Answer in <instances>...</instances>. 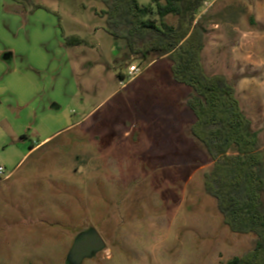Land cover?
Listing matches in <instances>:
<instances>
[{"label":"rangeland","instance_id":"374dc122","mask_svg":"<svg viewBox=\"0 0 264 264\" xmlns=\"http://www.w3.org/2000/svg\"><path fill=\"white\" fill-rule=\"evenodd\" d=\"M104 9L101 0H0V88L11 87L0 99V128L10 145L37 141L46 102L41 67H70L63 75L76 92L60 109L52 104L65 119L47 127L59 133L6 184L10 214L19 203L31 217L13 225L9 247L0 244V264H75L70 251L88 228L106 247L80 264H227L249 254L256 237L231 231L205 191L213 162L191 134V87L175 81L169 60L131 56L106 32ZM202 12L204 70L228 78L264 146V0H210ZM70 36L84 43L68 47ZM133 64L142 73L120 78ZM8 175L5 169L0 179ZM22 189L41 198L23 203Z\"/></svg>","mask_w":264,"mask_h":264},{"label":"trees","instance_id":"16d2710c","mask_svg":"<svg viewBox=\"0 0 264 264\" xmlns=\"http://www.w3.org/2000/svg\"><path fill=\"white\" fill-rule=\"evenodd\" d=\"M101 1L108 34L124 40L141 62L169 60L175 81L192 89L186 99L196 117L191 134L213 162L205 191L231 231L257 239L252 252L227 264H264V146L238 108L235 87L224 75L206 74L202 65L207 33L202 10L210 0H151L147 6L138 0ZM83 43L79 36L65 37L68 47Z\"/></svg>","mask_w":264,"mask_h":264},{"label":"crops","instance_id":"0c3cea01","mask_svg":"<svg viewBox=\"0 0 264 264\" xmlns=\"http://www.w3.org/2000/svg\"><path fill=\"white\" fill-rule=\"evenodd\" d=\"M8 54L9 56L5 60L12 59L13 53L10 52ZM159 60H163V59H159ZM69 68L70 67L66 68L65 70H61L62 68L60 67H41L40 68L42 77H45V80H42L41 84L38 83V90L40 91L39 93L43 91V93L45 94L46 102H44V108L41 111L42 114H40L41 126L39 129L35 130L39 134L36 142L31 141L32 144L29 147H28L29 142L10 145V139L8 137V133H6L4 130L0 128V154L1 153L4 154L2 156L4 164L0 166H3L6 170L9 171V175L7 177L0 179V244H3L4 247L6 248L9 247L8 232L12 231L13 225L18 226L19 228L23 227L25 223H29V220L31 217L28 211L25 210L24 206L19 203L16 204L18 205L17 206L18 213H16V215L10 214V211L8 209L10 208L9 200L12 197V195L8 193L6 184L11 183L9 181L12 180L14 174L19 170L21 165L25 163L24 159L26 158V156H28L29 154H33L39 151L40 149H42L43 147H45L47 144L52 142L54 140V137L59 133V131L52 129V127H47V126L50 124L52 125L53 122L54 123L57 121L63 122V119H65L63 117H59L57 113H54L52 104H53V107H57V109H60L62 107V103L66 101L69 96L74 95L75 90H72L73 88V86L71 85L72 82L71 84L67 83L68 85H66L65 82L68 79L64 78L65 76L63 75L65 71H67L68 73ZM11 71L13 72V75L16 74V71L13 70L12 67L10 68L9 73ZM122 74L124 75V73ZM64 86H66L67 89L65 91H62ZM10 88L11 87L0 88V99H2V101H3L4 95L8 93ZM13 88L15 89V87ZM34 91H37V90H34ZM34 91L33 93H31L32 95L29 94V97L32 98L33 96H37L39 94V93L35 94ZM64 95L68 97L65 98L63 97ZM55 102H57L59 105H57ZM5 115L6 114H5L4 106H1V100H0V120ZM66 120L68 121V119ZM15 129L16 128H14V130ZM14 130L13 132H15ZM17 135L23 136L22 138L25 139L23 130H18ZM89 145L90 144L88 141V145H87L88 148H89ZM91 159L93 158L89 157L88 162H91ZM87 166L89 167L90 164H87ZM55 180L56 178L54 176H50V178H48V182L51 185L53 182H55ZM34 193H30L29 191H25L22 189V191L18 192L19 199L22 200L24 203L26 200L29 199V197H32L33 195H36V197L39 196L37 192H34ZM15 217H18V218L15 219ZM91 230H94V229L88 228L85 232H89Z\"/></svg>","mask_w":264,"mask_h":264},{"label":"water","instance_id":"95a60500","mask_svg":"<svg viewBox=\"0 0 264 264\" xmlns=\"http://www.w3.org/2000/svg\"><path fill=\"white\" fill-rule=\"evenodd\" d=\"M9 54L7 53L4 59H7ZM105 243L94 230L82 233L75 240L73 247L69 254V260L72 263L80 264L83 259L92 257L98 251L103 250Z\"/></svg>","mask_w":264,"mask_h":264},{"label":"built area","instance_id":"2783aa9c","mask_svg":"<svg viewBox=\"0 0 264 264\" xmlns=\"http://www.w3.org/2000/svg\"><path fill=\"white\" fill-rule=\"evenodd\" d=\"M142 73V69L138 65H130L127 68V73L123 75L124 78H127L128 80L134 79L138 77ZM5 172V169L3 166H0V176H3Z\"/></svg>","mask_w":264,"mask_h":264},{"label":"flooded vegetation","instance_id":"af4514ba","mask_svg":"<svg viewBox=\"0 0 264 264\" xmlns=\"http://www.w3.org/2000/svg\"><path fill=\"white\" fill-rule=\"evenodd\" d=\"M97 253H99V252H97ZM97 253H96V254H97ZM96 254H94V255H96Z\"/></svg>","mask_w":264,"mask_h":264}]
</instances>
